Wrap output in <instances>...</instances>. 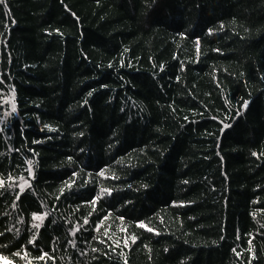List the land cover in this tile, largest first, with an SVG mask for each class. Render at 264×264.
Masks as SVG:
<instances>
[{
    "label": "trees",
    "instance_id": "trees-1",
    "mask_svg": "<svg viewBox=\"0 0 264 264\" xmlns=\"http://www.w3.org/2000/svg\"><path fill=\"white\" fill-rule=\"evenodd\" d=\"M0 264H264V0H0Z\"/></svg>",
    "mask_w": 264,
    "mask_h": 264
},
{
    "label": "snow or ice",
    "instance_id": "snow-or-ice-1",
    "mask_svg": "<svg viewBox=\"0 0 264 264\" xmlns=\"http://www.w3.org/2000/svg\"><path fill=\"white\" fill-rule=\"evenodd\" d=\"M36 219H41L40 217H36Z\"/></svg>",
    "mask_w": 264,
    "mask_h": 264
}]
</instances>
